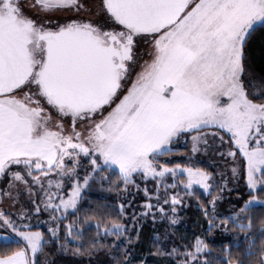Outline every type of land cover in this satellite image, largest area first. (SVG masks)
Segmentation results:
<instances>
[{
  "label": "snow or ice",
  "instance_id": "snow-or-ice-1",
  "mask_svg": "<svg viewBox=\"0 0 264 264\" xmlns=\"http://www.w3.org/2000/svg\"><path fill=\"white\" fill-rule=\"evenodd\" d=\"M258 29L264 0H0V264H264V216L242 259L208 241L264 205Z\"/></svg>",
  "mask_w": 264,
  "mask_h": 264
},
{
  "label": "trees",
  "instance_id": "trees-1",
  "mask_svg": "<svg viewBox=\"0 0 264 264\" xmlns=\"http://www.w3.org/2000/svg\"><path fill=\"white\" fill-rule=\"evenodd\" d=\"M249 56L254 70L257 72V74H262L261 70L264 69V31L258 29L257 32L253 34V39L250 41ZM195 190L197 192L200 191L199 188L196 187ZM87 195L89 197V200H103L106 196H108L107 193L100 191L98 187L93 188V190L90 191ZM197 203L198 202L195 198H191L188 200L187 205L182 208L180 212L181 222L178 225L174 226L178 236L187 235L188 238L191 239L192 233L197 232L202 234L207 228L206 220L201 213V209L197 206ZM254 215L257 218L254 220L256 227L252 232L248 233L247 236L245 233H241L238 229L235 228H233V230L229 232V238L226 237V239L223 240L214 238L219 237L222 232H218L215 230L213 233L209 234L208 241L212 245L213 256L224 259L225 255L223 250L230 248L232 256L234 258L242 259L243 253L247 250L248 241L252 239V237H255V243L257 244V246H259L261 240L259 217L264 216V205H256L254 209ZM229 226L231 227V225ZM156 227L162 229L164 227H167V225L158 224L156 225ZM152 232L153 225L151 224V222H149L144 230L145 237H147V235L151 234ZM5 243V241L0 239V248H3L5 246ZM52 258L58 259L60 261V264H78L82 260L86 261L88 264L89 259L87 256L77 257L71 254H65L63 256ZM92 259L93 264H95V257H93ZM101 259H105V257H101Z\"/></svg>",
  "mask_w": 264,
  "mask_h": 264
},
{
  "label": "rangeland",
  "instance_id": "rangeland-1",
  "mask_svg": "<svg viewBox=\"0 0 264 264\" xmlns=\"http://www.w3.org/2000/svg\"><path fill=\"white\" fill-rule=\"evenodd\" d=\"M177 147H179L181 150L184 149V146L183 145H178ZM173 159H176V160H181L182 157L181 156H176L174 157ZM202 165L203 166H207L209 161H206V160H202L201 161ZM196 188H199L198 186H195ZM239 195H238V192L237 191H231L230 193H225V198H224V203L222 204L221 206V211L225 213V215L229 214V211H235L234 208H232V205L228 203L229 200H231L233 203H235L237 200H239ZM44 219H47V216L45 214V217ZM41 227L45 228L46 226L44 224H41ZM215 231V230H214ZM234 236H235V233H234ZM226 237L229 238V232L227 233H224L222 232V234L219 236V237H214L215 239H226ZM73 264H77V263H73ZM78 264H87L86 261H80Z\"/></svg>",
  "mask_w": 264,
  "mask_h": 264
}]
</instances>
